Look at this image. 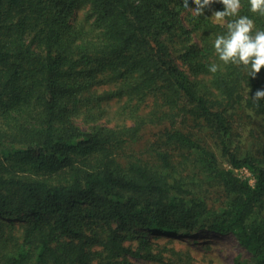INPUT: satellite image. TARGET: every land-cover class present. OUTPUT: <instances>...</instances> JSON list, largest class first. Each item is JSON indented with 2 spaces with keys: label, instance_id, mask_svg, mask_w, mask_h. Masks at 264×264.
<instances>
[{
  "label": "trees",
  "instance_id": "1",
  "mask_svg": "<svg viewBox=\"0 0 264 264\" xmlns=\"http://www.w3.org/2000/svg\"><path fill=\"white\" fill-rule=\"evenodd\" d=\"M215 10L0 0V264H194L162 258L150 234L197 231L235 238L251 257L234 264H264V99L251 98L264 68L219 60L213 41L237 17Z\"/></svg>",
  "mask_w": 264,
  "mask_h": 264
},
{
  "label": "clouds",
  "instance_id": "2",
  "mask_svg": "<svg viewBox=\"0 0 264 264\" xmlns=\"http://www.w3.org/2000/svg\"><path fill=\"white\" fill-rule=\"evenodd\" d=\"M217 0H193L195 7H190L189 0H183V7L193 16L204 15L205 8H210ZM224 10L212 13L214 22H223L226 17H237L226 24V33L217 35L213 41L215 54L223 64H234L247 69L248 77L255 78L264 68V29H256L253 19L239 15L241 0H219ZM250 11L264 16V0H249ZM208 70L216 73L220 65L212 63ZM250 91V89H249ZM254 103L264 99V89H257L251 96ZM251 114V113H250Z\"/></svg>",
  "mask_w": 264,
  "mask_h": 264
},
{
  "label": "rangeland",
  "instance_id": "3",
  "mask_svg": "<svg viewBox=\"0 0 264 264\" xmlns=\"http://www.w3.org/2000/svg\"><path fill=\"white\" fill-rule=\"evenodd\" d=\"M240 173L248 176L251 182L253 181L250 174L243 171ZM204 233L205 231H197L173 236L161 235L162 237L159 239L155 237L158 235L154 233H151L150 236L153 239V249L159 252L165 260L186 255L188 252L192 254L194 264H234L235 259L239 262H248L250 260V254L238 244L235 238L224 235L215 236L208 232ZM208 234L221 238L212 240ZM169 238H172V242L168 241ZM133 264L151 263L148 260L135 258L133 259Z\"/></svg>",
  "mask_w": 264,
  "mask_h": 264
},
{
  "label": "bare ground",
  "instance_id": "4",
  "mask_svg": "<svg viewBox=\"0 0 264 264\" xmlns=\"http://www.w3.org/2000/svg\"><path fill=\"white\" fill-rule=\"evenodd\" d=\"M200 232H201V231H200ZM205 233H206V232H205ZM205 233H204V234H205ZM210 234H211V232H210ZM210 234H208V236H209V238L212 239V240H213V239H216V240H217V239H220V238H221V237H219V238H218V237H214V236H212V235H210ZM215 236H217V235H215ZM204 237H205V236H204ZM229 240H230V239H229ZM218 241H219V240H218Z\"/></svg>",
  "mask_w": 264,
  "mask_h": 264
},
{
  "label": "built area",
  "instance_id": "5",
  "mask_svg": "<svg viewBox=\"0 0 264 264\" xmlns=\"http://www.w3.org/2000/svg\"><path fill=\"white\" fill-rule=\"evenodd\" d=\"M244 172L249 174V172H247L246 170H244Z\"/></svg>",
  "mask_w": 264,
  "mask_h": 264
}]
</instances>
